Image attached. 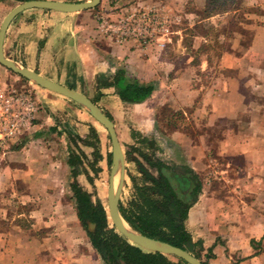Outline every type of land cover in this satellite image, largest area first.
Instances as JSON below:
<instances>
[{"label":"crops","instance_id":"1","mask_svg":"<svg viewBox=\"0 0 264 264\" xmlns=\"http://www.w3.org/2000/svg\"><path fill=\"white\" fill-rule=\"evenodd\" d=\"M153 1H163L181 13L189 2L100 0L93 8L76 12L26 9L9 22L3 53L47 79L96 99L94 103L111 117L106 115L116 134L118 123H125L140 133L164 139L170 159L192 169L202 184L184 226L192 241L201 242L202 254L211 250L212 257L205 264H264V0H253L255 11L244 13L248 24L243 28L251 29L249 39L241 31H231L215 67L206 55L193 65L192 57L160 53L157 45L141 47L134 40L117 42L98 30L99 13ZM20 2L0 0V24ZM190 2L200 8L203 5L200 0ZM175 28L166 47L180 54L188 46L184 29ZM193 38L189 46L193 50L207 41L198 33ZM180 57L182 64L177 65L175 60ZM121 66L142 82H154L149 98L125 103L113 86L97 83L99 75L111 79ZM216 67L225 72L213 74ZM197 70L210 75L208 84L198 80ZM8 75L20 78L0 64L1 80ZM24 82L28 87L1 82L0 88L36 89L30 81ZM42 89L41 98L33 93L38 110L31 126L10 140L0 156V264H104L77 218L68 162L70 149L77 150L76 145L88 161L93 160V148L76 139H86L90 127L96 129L103 158L101 133L85 118L79 104ZM163 106L184 113L186 119L200 120L208 129L220 120L225 125L219 134H213L212 128L211 133L198 134L171 130L159 119ZM159 121L171 132L159 136ZM126 161L125 155V171Z\"/></svg>","mask_w":264,"mask_h":264},{"label":"trees","instance_id":"2","mask_svg":"<svg viewBox=\"0 0 264 264\" xmlns=\"http://www.w3.org/2000/svg\"><path fill=\"white\" fill-rule=\"evenodd\" d=\"M221 10L218 0H208L202 12L212 15ZM20 78L27 82L25 78L21 76ZM97 83L113 86L119 98L125 103H141L155 90L154 82H142L130 76L124 66L117 68L111 79L99 75ZM99 95L98 93L96 97ZM92 101L95 102L96 99ZM166 113L178 116L179 112L163 106L159 114L160 120H164L167 127L171 126L173 130L179 129L176 120L168 117ZM106 115L111 119L109 114L106 113ZM134 135H138L141 139L139 142H144L152 150L148 151L145 146L143 148L132 144L125 151L127 161L135 163L140 176L128 174L132 191L126 203L119 201V212L122 218L133 230L180 247L200 259L204 248L199 240L192 241L184 226L188 209L201 191L202 184L198 175L189 167L166 162L157 156L155 150L158 146L154 137L131 129V136ZM76 139L93 148V160L88 161L77 145V150L70 149L68 162L72 167L71 177L74 178L70 187L75 201V211L87 232L91 246L104 264H188L181 258L173 256L175 258L173 260L168 255L147 251L131 244L110 225L106 207L98 198L93 199L92 194L76 179L78 174L84 172V160L87 167L95 174L101 169L96 166L102 158L96 144L99 143L96 129L90 127L86 139L79 136ZM136 151L139 152V156L135 154ZM85 171L89 174L86 169ZM87 177L89 182L93 183L92 177L89 175ZM88 223L94 224L93 230L89 229ZM204 256L207 259L211 258V250L208 249ZM201 264L205 262L201 260Z\"/></svg>","mask_w":264,"mask_h":264},{"label":"rangeland","instance_id":"3","mask_svg":"<svg viewBox=\"0 0 264 264\" xmlns=\"http://www.w3.org/2000/svg\"><path fill=\"white\" fill-rule=\"evenodd\" d=\"M193 1V0H192ZM203 5L201 8L197 4H192L193 2L187 3V10L185 13H181V9L173 7L170 4H167L163 1H153L149 3H143V4H138V8H145V7H153L155 12L157 13L154 23L158 29L161 28L162 25L167 23L169 33L167 36H161L160 32L159 35L156 36L154 43L150 45H157V48L159 49V52H165V54L169 53L170 55L174 57L178 56H186V57H192L191 59V64L197 65L200 63L201 57H205V55L210 59V62L212 64V67H215V60H219L220 55L222 52L225 50L227 47V37L231 36L232 33L231 31H241L243 33V36L245 35V38L250 37L251 35V29L248 27L243 28L246 24H248V20L245 18L244 13H251L255 11V8H253L256 3H253V0H218V3L220 4V8L222 9L221 11H217L213 13L212 15H207L205 12H202L204 5L207 3L208 0H200ZM210 1V0H209ZM250 5H249V4ZM253 4V5H252ZM201 5V4H200ZM97 6V5H96ZM114 11V12H113ZM113 11L106 12V15L111 16L113 14H117V12L113 9ZM117 11H120L119 9ZM234 12L233 15H225L226 12ZM205 13V14H204ZM217 17L215 19H210L209 17L215 16ZM189 24L193 26H189ZM180 26V29H184V43L188 46V48L184 50H181V53L184 54H179V52H175L173 47H170V49H167L166 43L170 42L172 40L171 36L176 32V28ZM201 34L204 35L206 38V42L203 43L197 50H193L189 48L191 46L194 38L193 34ZM164 44V45H160ZM148 45V46H150ZM140 46V45H139ZM142 47V46H141ZM145 47V46H143ZM190 52H189V51ZM167 52V53H166ZM179 54V55H178ZM181 57L175 60L176 64L178 65L180 62L182 64ZM217 64V63H216ZM197 78L198 80H201L200 82H203L204 84H208L210 82V75L198 71ZM213 74H218L220 72H225L220 70L218 67L213 68L211 70ZM4 82L8 86H16V87H28L25 82L21 81L19 77H16L15 75H8L7 78H3L1 80L0 78V83ZM23 83L25 85H23ZM33 84V83H32ZM34 85V84H33ZM36 89H30L35 93V96L41 98L39 96L40 91L43 89L40 88L37 85ZM43 92V91H42ZM39 102V101H38ZM41 103L39 102V105ZM77 104V103H75ZM78 105V104H77ZM81 107L80 105H78ZM82 108V107H81ZM82 110L85 113L84 116L85 118H89V123H93L96 128L101 133V138H100V150H102L103 158L102 160L99 161V163L96 166H99L101 169L100 171L95 174L93 171L88 170V167H83L84 172H81L80 175L78 174L76 179L79 182V184L86 189L88 192L92 194V198H98L103 205L106 207V201H107V190H108V184H109V177H110V162H111V156H108V154L111 152V142H110V137L105 128L101 126L94 118L85 110L82 108ZM179 112V111H177ZM168 117H172L173 119L176 120V124L179 126V129H187L190 133H203L205 130H208L210 132V128H205L203 123L200 122V120L194 122L193 119H186L185 114L182 112H179L178 116H172L169 113H166ZM184 114V115H183ZM160 119V118H159ZM183 121V122H182ZM119 122V121H118ZM182 123V124H181ZM184 124V125H183ZM225 125V120H220L217 124V126H214L212 129L214 130L213 134H219L221 133V128L222 126ZM180 126H184L183 128ZM131 129L132 127H127L125 123L119 124L117 126V135L119 138V141L121 143V147L123 151L125 152L130 148L132 144H134L137 147H143L145 146L148 151H151V148H148V145H146L144 142H139L141 141L140 137L138 135L131 136ZM157 129L159 130V136H163L164 134L171 132L166 128L163 124L158 123ZM172 130V128H171ZM167 131L166 133H164ZM143 135H147L145 133H141ZM149 137H154L153 135H147ZM158 149L155 150L157 156L162 158L164 161L173 163V164H181L178 161H173L170 159L171 154L170 150H167L164 145V139H160V137L155 138ZM142 143V144H141ZM144 143V144H143ZM144 148V147H143ZM91 154V152L89 153ZM137 156H139V152H135ZM91 157V155H90ZM110 161V162H109ZM85 169L89 172V174L86 173ZM134 174L135 176H140L138 175V171L136 169V165L133 162L126 161V171H125V185L122 188V192L120 195V200L123 203H126L127 200L130 198V194L132 191L131 188V181L128 177V174ZM92 177L93 183H90L89 180L87 179V176ZM74 178L70 176V180L72 181ZM71 184V182H70ZM103 187V194L100 196V190ZM72 192V191H71ZM73 198V197H72ZM74 200V199H73ZM75 203V201H74ZM107 211V209H106ZM108 215V213H107ZM109 218V217H108ZM110 222V219H109ZM111 225V222H110ZM115 229V228H114ZM83 230L86 232V230L83 228ZM91 246V244H90ZM170 258L175 260V258L171 255H168ZM197 258V257H196ZM201 260H203L205 263H207L208 259L204 256V254L201 255ZM199 259V260H200ZM200 260V261H201Z\"/></svg>","mask_w":264,"mask_h":264},{"label":"water","instance_id":"4","mask_svg":"<svg viewBox=\"0 0 264 264\" xmlns=\"http://www.w3.org/2000/svg\"><path fill=\"white\" fill-rule=\"evenodd\" d=\"M99 1L100 0H89L86 2H58L52 0H26L18 3L4 16L0 24V64L35 85L73 100L107 130L111 142V165L106 209L111 226L114 227L119 234L124 236L131 244L137 245L144 250L175 256L183 259L188 264H201V261L190 252L168 242L141 234L133 230L122 218L119 212V200L125 178V154L117 137L113 122L101 111V109L85 94L76 89L47 79L7 58L3 53V38L6 28L11 19L19 12L30 8H44L60 12H76L93 8L99 4ZM115 177L117 178L116 184L114 182ZM88 226L90 230H93L94 224L88 223Z\"/></svg>","mask_w":264,"mask_h":264},{"label":"built area","instance_id":"5","mask_svg":"<svg viewBox=\"0 0 264 264\" xmlns=\"http://www.w3.org/2000/svg\"><path fill=\"white\" fill-rule=\"evenodd\" d=\"M157 13L153 7L137 6L117 11V14L99 13L98 30L117 42L134 40L140 46L154 43L156 36H167V23L158 29L154 23ZM37 100L30 89L0 88V156L10 140L19 136L31 123L37 112Z\"/></svg>","mask_w":264,"mask_h":264},{"label":"bare ground","instance_id":"6","mask_svg":"<svg viewBox=\"0 0 264 264\" xmlns=\"http://www.w3.org/2000/svg\"><path fill=\"white\" fill-rule=\"evenodd\" d=\"M114 182H115V184H116V182H117V178L115 177V179H114ZM102 194H103V187L101 188V190H100V196H102Z\"/></svg>","mask_w":264,"mask_h":264}]
</instances>
